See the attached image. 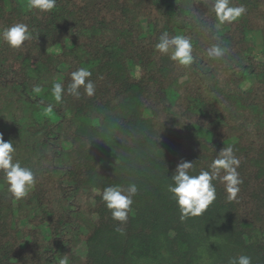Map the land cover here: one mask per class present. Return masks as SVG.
<instances>
[{"label": "trees", "instance_id": "obj_1", "mask_svg": "<svg viewBox=\"0 0 264 264\" xmlns=\"http://www.w3.org/2000/svg\"><path fill=\"white\" fill-rule=\"evenodd\" d=\"M27 3L0 0V29L33 30L20 49L0 41V133L36 183L15 201L0 173V264H264V0H232L247 12L219 26L212 0ZM164 31L192 40L191 65L155 51ZM217 43L226 55L209 58ZM79 67L95 94L57 104L52 83L67 89ZM227 146L240 160L237 200L215 181L207 211L181 222L167 191L177 163L196 174ZM131 183L139 191L120 224L100 193Z\"/></svg>", "mask_w": 264, "mask_h": 264}, {"label": "clouds", "instance_id": "obj_2", "mask_svg": "<svg viewBox=\"0 0 264 264\" xmlns=\"http://www.w3.org/2000/svg\"><path fill=\"white\" fill-rule=\"evenodd\" d=\"M57 6V0H28L29 11L39 10L51 12ZM211 10L215 14L217 26L232 24L238 21L247 12L243 4L233 5L232 0H212ZM33 38V30L26 23L17 22L0 29V41L6 43L12 49H20L25 42ZM193 42L183 34L170 35L167 31L160 34L155 44V51L166 55L170 60L181 66H189L194 62ZM207 56L213 59H220L226 55L227 49L219 43L207 48ZM92 71L87 67H79L70 73L71 82L65 89L60 81H54L51 86V95L57 104L63 103L65 92L79 97L80 89L84 94L91 97L95 94V84L91 79ZM36 86L33 91L40 92ZM46 111H52V105H47ZM16 147L12 140H4L0 133V173L3 174V182L7 186V192L15 201L25 198L36 183V174L29 166L23 165L20 160L15 159ZM240 160L234 153L232 146L223 147L208 167L201 168L196 174L194 162L181 160L177 163L167 184V191L175 201L179 209L181 222L189 218L203 215L209 206L217 198L215 181L224 185L226 199L229 202L237 200L240 185L243 183L237 169ZM223 172V175H221ZM138 187L135 183L129 184L126 188L122 185H107L103 188L101 200L106 208L110 210L112 219L120 224L127 223L129 213L132 210L134 197L138 194ZM117 232L123 234L124 229L117 227ZM59 264H68L65 256L59 260ZM229 264H252V258L248 255H239L229 258Z\"/></svg>", "mask_w": 264, "mask_h": 264}, {"label": "rangeland", "instance_id": "obj_3", "mask_svg": "<svg viewBox=\"0 0 264 264\" xmlns=\"http://www.w3.org/2000/svg\"><path fill=\"white\" fill-rule=\"evenodd\" d=\"M66 68V65H64L63 67H62V69H65ZM136 74H137V70H136ZM57 76V79H60L61 78V76L58 74V75H56ZM246 84H248V83H246Z\"/></svg>", "mask_w": 264, "mask_h": 264}]
</instances>
